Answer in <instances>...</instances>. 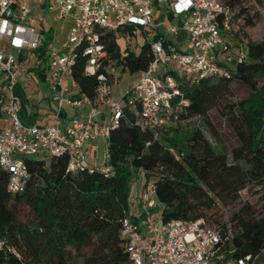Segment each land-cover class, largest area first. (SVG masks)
<instances>
[{
	"label": "trees",
	"instance_id": "trees-1",
	"mask_svg": "<svg viewBox=\"0 0 264 264\" xmlns=\"http://www.w3.org/2000/svg\"><path fill=\"white\" fill-rule=\"evenodd\" d=\"M241 1L223 3L235 13L230 24L240 18L242 28L252 27L258 13L249 15L247 8H239ZM258 2L264 4V0ZM101 40L104 58L97 74L111 62L139 76L152 60L149 43L134 54L129 46L122 50L113 34H103ZM85 66L86 57L79 48L70 78L78 93L98 106L97 74H87ZM116 75H107L110 86L119 80L118 71ZM174 76L180 95L173 104L187 101L177 110L176 122L196 118L199 124L181 130L171 122L153 139L151 131L134 124L131 107L124 106L118 125L107 137L108 173L98 169L69 172L65 155L24 157L28 178L21 192L11 193L8 174L0 167V239L8 247L0 252V260L129 264L120 231L122 219L129 217L131 182L137 174L154 184V212L158 211L161 221L204 219L219 234L224 261L249 256L247 262H251L264 250V209L255 215L251 205L240 206L232 214L231 234L217 216V204L235 205L242 190L253 184L264 186V39H248L245 54L227 76L193 83ZM232 84L247 88V96L228 101ZM212 109L232 130L235 144L229 150L219 141L209 116Z\"/></svg>",
	"mask_w": 264,
	"mask_h": 264
},
{
	"label": "built area",
	"instance_id": "built-area-1",
	"mask_svg": "<svg viewBox=\"0 0 264 264\" xmlns=\"http://www.w3.org/2000/svg\"><path fill=\"white\" fill-rule=\"evenodd\" d=\"M42 1L0 0V91L4 86L11 92L24 75L14 53L22 50L34 52L44 41L43 34L27 25L31 5ZM51 1L57 10V20L65 17L74 20L65 42L58 48H52L47 55L46 82L50 90L52 117L43 124L25 126L18 119L19 101L14 96L6 101L0 98V115L5 120L0 128V167L8 174L7 189L11 193L21 192L28 178L24 157L65 155L69 172L83 169H98L102 173L110 171L107 165L91 166L88 162L89 143L94 138V120L102 115L101 111L84 95L74 97L64 91L65 78L70 76L77 49L81 48L86 57L85 72L97 74L104 58L103 34H113L126 47L138 34L144 35L156 26L153 17L156 6L164 7L166 13L175 17H188L181 21L180 26H166L167 32L173 35L171 41L163 36L154 40L146 37L152 60L132 85L133 97L110 98L111 86L107 75L115 78L120 66L110 62L105 65L104 72L97 74V101L109 109L100 127V134L105 138L118 125L123 108L128 105L136 115L134 124L148 129L153 139H157L159 130L169 125L172 119L177 120V110L187 104L182 99L173 104L180 95L174 75L187 78L190 83L200 78L227 76L228 70L233 69L239 60L233 67L218 61V54L227 48L232 38L230 20L235 14L219 0ZM237 23H241L240 18ZM180 30L185 33L182 41L178 40ZM4 42L6 46H3ZM180 43L183 49L179 47ZM177 69L185 70V74L179 75ZM84 104L92 105L89 119L73 117L65 123L61 121L63 105L79 109ZM105 159L107 162V153ZM139 201L142 224L131 221L130 217L121 221L120 233L125 241L129 264H215L216 261L246 264L249 260L247 256L224 261L219 252L218 232L202 218L191 222H162L154 212L157 202L151 181L143 180ZM6 248L5 240L0 239V252ZM0 264L9 263L0 260Z\"/></svg>",
	"mask_w": 264,
	"mask_h": 264
},
{
	"label": "crops",
	"instance_id": "crops-1",
	"mask_svg": "<svg viewBox=\"0 0 264 264\" xmlns=\"http://www.w3.org/2000/svg\"><path fill=\"white\" fill-rule=\"evenodd\" d=\"M31 8L32 10L27 20V25L36 29L39 33L43 34L44 41L41 45L42 50L40 52H31L28 50L15 52L14 54L17 58L18 64L24 70V75L14 85L11 92L4 86L0 91L1 100L6 101L9 97L14 96L19 101L20 110L18 112V115H20V118L22 119V124L25 126H29L32 124H43L47 120H49L53 115V110L50 103V90L46 82V72L48 65L47 55L52 48H58L63 42H65L69 30L74 24V20L71 17H65L61 20H57L55 18L57 10L55 7H53L51 0H43L40 3L31 5ZM154 10L159 12L160 14L164 13L172 17L173 20H176L178 18L171 13H166L164 7L162 6L154 7L153 17L156 26L150 28L149 31L144 34V37H147L149 39V33H153V40L156 37L163 35L161 30V24L157 20L158 18L155 16ZM179 17L181 21H184L188 18L187 16ZM45 35H48V43L46 46L44 44ZM184 37L185 33L180 30L178 40L182 41ZM3 46H6L5 42L3 43ZM179 47L183 49V44L180 43ZM117 71L118 75L123 72L121 66L117 68ZM133 76H135L136 79L131 81L129 87H132V85L136 82L138 78V76L136 75ZM41 86H44L46 91H42ZM64 91L65 94L69 96L75 97L79 94L76 85L74 83L73 85L67 83L66 79L64 82ZM111 96L112 93L110 91V98ZM43 100L45 101V106H42L40 102ZM97 108L99 109V111H101L102 115H99L97 118H95V124L92 129L94 138L89 143L88 152V162L91 166H98L95 162L97 160L96 154L97 149L99 147V141L103 137L100 134L101 122L103 121V119H105V117H107V114H109V109L106 106L99 104ZM91 110L92 105L90 104H84L79 109L63 105L60 113V119L64 123L73 117H79L81 119L86 120L90 118ZM4 124L5 120L0 115V128L3 127ZM142 190L143 181H141L139 185H135L134 194H132L129 200V217L131 221L137 223L138 225H141L143 221L142 207L139 201V197L142 193ZM157 216L160 218L159 214ZM246 264H264V250H262L251 262H246Z\"/></svg>",
	"mask_w": 264,
	"mask_h": 264
},
{
	"label": "rangeland",
	"instance_id": "rangeland-1",
	"mask_svg": "<svg viewBox=\"0 0 264 264\" xmlns=\"http://www.w3.org/2000/svg\"><path fill=\"white\" fill-rule=\"evenodd\" d=\"M220 2L224 3L227 0H219ZM238 7H245L248 9L249 15H253L255 13H258V17L254 19V25L252 27L242 28L240 23H234L232 26V33H237V36L235 38L229 39V44L225 50H221L218 54V61L224 65H227L229 67H233L234 63L242 57L245 54V43L247 40L252 41H261L264 39V4H260L258 0H242ZM155 11V10H154ZM155 16L158 18L157 20L161 24V30L163 33V37L166 40H172L173 35L166 31L167 25H181L180 17H178L176 20H173L172 17L164 14L159 13L157 11L154 12ZM48 35H45V46L48 43ZM150 40H153V33H149L148 35ZM148 43L146 37L144 35L138 34V36L135 38V40L130 44L129 51L133 52L134 54H138L141 50V47L143 44ZM119 45L121 49L123 50L125 48L124 43L120 40ZM58 46V45H57ZM228 59H230L228 61ZM167 69H165V72ZM176 72L179 75H184L185 70L183 69H177ZM120 78L117 82H115L111 87V93H112V100H119L123 96H126L128 98H131L134 96L133 91L131 90L130 83L132 80L136 79L135 76L129 74L126 71H123L120 73ZM66 81L69 84L73 85L72 79L70 76H66ZM42 91H46L44 86H41ZM25 94V93H24ZM248 94L247 88L240 86L238 84H232L230 87V90L227 95V100L231 102L239 101L243 98H245ZM111 100V99H110ZM42 106H45V101H40ZM218 109V107H216ZM108 116V114H107ZM209 116L211 121L213 122L215 128L217 129V134L219 141L223 145L224 148L229 150L231 146L235 144L234 136L232 134L231 128L226 124L223 119L217 118V112L216 109H212L209 112ZM18 119L22 122V119L20 118V115H18ZM172 119L171 122L173 123V126L180 127L181 130L185 128H191L193 123L199 124V120L196 118H193L192 120L187 121H179ZM106 144H107V138H101L99 141V147L97 149L96 154V164L99 167H104L107 165L106 162ZM37 157V156H36ZM141 176L140 174H137L135 178L131 182V188H130V196L134 194V187L135 185H139L141 182ZM243 204H248L253 207V210L256 212L255 215H258L262 209H264V186L261 185H250L247 189H244L240 192V200L237 202V204L232 206H223L221 204H217V216L218 220L221 223H224L226 225V228L229 229V233L231 234V228H232V214L236 212L240 206ZM155 214H158V211L155 212ZM212 226H217L216 223L210 224Z\"/></svg>",
	"mask_w": 264,
	"mask_h": 264
}]
</instances>
